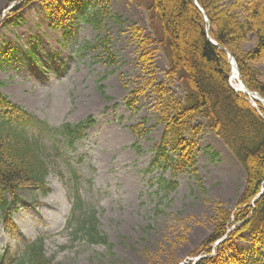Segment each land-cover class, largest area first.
Instances as JSON below:
<instances>
[{"label":"rangeland","instance_id":"1","mask_svg":"<svg viewBox=\"0 0 264 264\" xmlns=\"http://www.w3.org/2000/svg\"><path fill=\"white\" fill-rule=\"evenodd\" d=\"M19 2L0 0V92L56 127L90 116L96 123L86 130L76 153L66 151L55 157L48 193L30 186L20 191V200L13 208L17 228L11 231L0 220V252L19 254L24 242L45 236L47 254L57 264L195 261L199 257L192 253L214 230L218 205L229 209L238 205L247 174L226 144L205 130L200 135L197 167L206 196L193 174L182 173L176 177L177 187L165 191L160 199L159 179L171 175L160 168L149 171L156 155L154 145L164 131V124H156L158 95L148 88L139 100V109H130L125 98L129 89L150 78H157L155 84L164 82L175 99L183 98L185 90L180 81L167 77L169 62L162 49L152 56L151 69L142 67L138 35L154 40L146 8L134 0H108L109 13L96 25L85 16L95 11L94 0H86L85 10L75 12L66 0H36L24 7H19ZM60 6L65 8L64 14L59 12ZM7 16L14 22L4 20ZM103 37L108 38V47L115 54L113 63L107 61L101 48L86 49L88 43ZM33 44L38 61L31 56ZM9 45L19 52L6 59L4 52ZM254 45L253 38L243 43L245 50ZM255 66L264 79V58ZM145 119L149 126H156L147 135L137 136L131 126ZM197 122L206 124L202 119ZM44 142L51 145L49 139ZM56 152L51 150V154ZM78 153L82 154L80 162L72 159L68 163L67 156ZM28 159L38 168L42 166L35 152L30 151ZM71 165L79 169L80 187L95 208L111 249L90 245L81 238L75 241L66 228L73 201ZM157 207L164 213L158 214ZM252 247L248 232L236 244L245 252Z\"/></svg>","mask_w":264,"mask_h":264},{"label":"trees","instance_id":"2","mask_svg":"<svg viewBox=\"0 0 264 264\" xmlns=\"http://www.w3.org/2000/svg\"><path fill=\"white\" fill-rule=\"evenodd\" d=\"M34 1L21 0L19 7ZM85 1L66 0V4L72 7V12L84 11ZM134 1L146 8L154 37L151 41L141 33L138 35L143 49L140 54L142 67L151 69L152 56L162 49L169 62L167 77L180 81L185 90L183 98L175 99L164 82L155 84L153 81L157 78H150L129 89L125 98L130 109H139V100L148 88L152 87L158 95L156 124H164V131L154 145L156 155L149 171L160 168L171 175V178L162 176L159 179L160 199L165 191L177 187L176 177L181 173L193 174L198 188L206 196L204 179L197 167L200 135L205 130L214 132L226 144L247 174L238 205L233 209L218 205L213 216L214 230L192 253L199 259L183 264H264V190L259 198H255L264 188V106L255 107L246 93L230 84L232 63L229 55L209 38L210 35L231 52L248 89L264 97L262 72L255 66L264 58V0H197L198 4L195 0ZM94 3L95 11L92 9L85 16L99 25L109 13V4L108 0H94ZM202 10L210 21L209 35ZM59 12L64 14L65 8L60 6ZM5 19L8 23L15 20L12 16ZM250 38L254 39L255 45L245 50L243 43ZM151 44H154L153 48ZM98 48L107 54V61L115 62L107 37L86 45L88 50ZM18 52V48L9 45L4 56L7 59ZM200 119L206 124L197 122ZM95 123L96 119L90 116L77 123L65 122L56 127L0 92V216L3 221L12 222V206L18 203L23 188L30 186L37 191L49 192L48 176L55 170V157L64 154L63 148L76 151V143ZM155 126H149L145 119L133 124L131 129L137 136H144ZM47 139L50 146L44 142ZM53 149L57 152L51 154ZM30 151L40 158V168L28 159ZM67 158L70 163L72 157ZM69 168L73 205L67 228L71 229L75 241L81 238L89 244H103L111 249L108 236L100 229L97 212L80 187L79 169ZM156 210L158 214L164 213L159 207ZM247 232L253 240L249 252L236 248ZM13 257L16 264H57L54 257L48 256L43 238L27 243L25 251ZM0 264H5L3 253Z\"/></svg>","mask_w":264,"mask_h":264},{"label":"water","instance_id":"3","mask_svg":"<svg viewBox=\"0 0 264 264\" xmlns=\"http://www.w3.org/2000/svg\"><path fill=\"white\" fill-rule=\"evenodd\" d=\"M195 1H196V3L198 4V1H197V0H195ZM202 11H203V10H202ZM203 13H204V15H205V17H206V24H207L208 35H209L210 21H209V19H208L207 15L205 14L204 11H203ZM209 38H210L211 42H213L215 45H217L218 47L222 48L223 50H225V51L228 53V55H229V59H230L232 65H235L236 70H237V72H238V75H239V77H240V72H239V69H238V66H237V62H236L234 56L231 54V52H230L228 49H226L225 47H223L222 45H220L219 43H217V42H216V41H215L210 35H209ZM232 71H233V68H232ZM240 81H241V84L244 86V89L237 88V87H235L234 85H233V86H234L237 90L247 93L251 98H253V99H255V100H258V101H260L261 103L264 104V97H263V98H262V97H261V98L258 97V96H257V92L250 91V90L248 89V87L245 85V83L243 82V80L241 79ZM255 105L257 106L256 102H255Z\"/></svg>","mask_w":264,"mask_h":264},{"label":"bare ground","instance_id":"4","mask_svg":"<svg viewBox=\"0 0 264 264\" xmlns=\"http://www.w3.org/2000/svg\"><path fill=\"white\" fill-rule=\"evenodd\" d=\"M18 16V15H17ZM20 16V15H19ZM18 16V17H19ZM19 19V18H18ZM231 82L233 83L234 86L240 89H244V86L241 84L240 77L238 75V72L236 70L235 65H233V71H232V76H231ZM52 172V171H51ZM50 172V173H51ZM49 173V174H50ZM49 177V176H48Z\"/></svg>","mask_w":264,"mask_h":264}]
</instances>
